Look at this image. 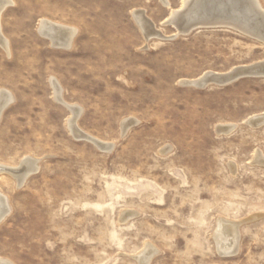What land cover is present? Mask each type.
I'll return each mask as SVG.
<instances>
[{
  "label": "rangeland",
  "instance_id": "rangeland-1",
  "mask_svg": "<svg viewBox=\"0 0 264 264\" xmlns=\"http://www.w3.org/2000/svg\"><path fill=\"white\" fill-rule=\"evenodd\" d=\"M13 2L0 19V91L14 97L0 117V261L264 264V124H247L264 114V78L182 85L264 63V40L224 26L173 39L182 0ZM135 11L166 39H148ZM44 20L77 29L68 49ZM65 104L105 149L70 132ZM220 221L239 234L233 255L218 253Z\"/></svg>",
  "mask_w": 264,
  "mask_h": 264
},
{
  "label": "bare ground",
  "instance_id": "bare-ground-1",
  "mask_svg": "<svg viewBox=\"0 0 264 264\" xmlns=\"http://www.w3.org/2000/svg\"><path fill=\"white\" fill-rule=\"evenodd\" d=\"M251 1L253 3V5L249 4L251 7L254 6L256 8L261 9V6H260L258 0H251ZM234 2H235V0L234 1L231 0L232 4ZM13 4H14L13 0H0V19H1V15H2L3 11L8 6L13 5ZM213 5H215L214 0H182L181 7L179 9L173 10L171 12V16L165 21V24H167V22H169L171 18H172V21L175 22V19H176L175 16H176L177 12H179L180 10L186 9L187 6H188V11L185 14H186V18L187 19L189 18V20H185V21L179 20V21L182 22V26L187 24V23H189L190 21H195L196 20V21H199V22L203 23L205 20L206 21L207 20H211L210 18H212V17H210V18L207 17L205 19H202V17H203L202 14H205V13L207 14V11L210 10V7H213ZM249 5H248V7L250 8ZM248 7H247V9H248ZM133 15H134L133 18L135 19V21L139 25L140 29L143 31L142 33H144L148 39H150L152 37H154V38L157 37L159 39H166V37H164L162 34H160L159 31L154 29V27L152 26L150 21L147 20L144 17V14H143L142 11H135L133 13ZM257 15L258 14H255V16H257ZM257 18L255 17V19H257L256 23L260 27L261 24L264 23V21H262V19L260 17H258V16H257ZM244 20L248 21V20L244 19L243 17L237 16V14H235L233 11H231L230 13H227L226 16H223V17L216 16V18L214 19V21H218L220 23H234V24H240V25L243 24ZM179 24H180V22H179ZM246 26H248V25H246ZM228 28H230V27H228ZM0 30H1V26H0ZM177 32L178 33L174 37H177L179 35L178 28H177ZM40 34L42 36H44L45 38L49 39L52 45H54L56 47H58V46L59 47H65V48L68 49L73 43V40H74V38H75V36L77 34V29L74 28V27L62 26L60 24H56V23H53L51 21H48V20L45 21L44 20V21L41 22ZM0 44L4 47V49L7 52H9L8 42L6 41V39L2 38L1 32H0ZM241 68H245V67L235 68L232 71H230L228 73H225V74L208 72V73L204 74L198 80H200L202 78L206 79V77L209 74H219L220 76H222V75L226 76V75H229L231 73H234L235 70L237 71L238 69H241ZM198 80H195V81H198ZM187 82H194V81L186 80V81H183L182 83L185 84ZM54 87H55L54 89H55L56 98L58 100H60V102H61V96H60L61 95V93H60L61 90H60V88H59L57 83L54 85ZM59 90H60V92H59ZM13 101H14V97H13V95L10 92H8V91H0V117L2 115V112ZM65 106L70 110V112L72 114L71 118L68 121L69 122L68 123L69 124L68 127H69L70 132L78 139L86 138L89 141L93 142L99 148L105 149L107 146L104 143H102L99 140H96V139H93V138L87 136V134H85L84 132L80 131V129L78 128L77 121H78V119L80 118V116L82 114V109L77 107V106H73V105H66L65 104ZM250 121H254V123L252 124V127L254 125L255 126L256 125H260V124L264 123V114L263 115L254 116V117H252L250 119ZM129 126H130V123L126 124V126L124 128L125 129L124 131H126V129ZM233 129H234V126H225V127H221L220 131L229 133ZM256 162H258V163L262 162L263 163L264 159L262 157H258ZM5 167L3 168L2 166H0V168H2V170L3 169L5 170ZM35 167H37V166L35 165ZM35 167H33V169ZM2 170H0V172ZM35 171H36V169H35ZM29 174L30 173H28L27 175H29ZM21 176H23V175L20 174V177ZM9 212H10V207L8 205V201L0 192V223L6 218V216L9 214ZM126 215H128V214H126ZM217 226L218 227L216 228V232L214 234V240L216 242L218 253L221 254L222 256H230V255L235 254L238 251V249H239L238 245H239V240H240L239 239V234H238L236 228L234 227L235 225L234 224L231 225L227 221H220ZM153 253L154 252H151V251L147 252L142 258V263L143 264H149V262H150V260H151V258L153 256ZM0 264H10V263H8L6 261L5 262L4 261H0Z\"/></svg>",
  "mask_w": 264,
  "mask_h": 264
},
{
  "label": "water",
  "instance_id": "water-1",
  "mask_svg": "<svg viewBox=\"0 0 264 264\" xmlns=\"http://www.w3.org/2000/svg\"><path fill=\"white\" fill-rule=\"evenodd\" d=\"M214 2H215V5H213V7H210V10L207 11V14L206 13L202 14L203 15L202 19H205L207 17L209 18L212 17L210 18L211 20H207V21L205 20L203 23L196 21V20L190 21L189 23L182 26V22L179 20H183V21L189 20V18L188 19L186 18V14H185L188 11V6H187L186 9H183L177 12L175 16L176 17L175 22L172 21V18H171L170 21L167 22L166 25H170V26H174L178 28L179 35H182V36L189 35L198 29L219 28V27L224 26V27H230L234 30H239L259 40H264V35H262L264 32V27L263 26L259 27L256 23L257 22L256 20L258 19L257 16L260 17L262 21H264V12L261 9L256 8L254 6L251 7L249 5V4L253 5L251 0H235L233 4L231 3V0H214ZM248 5L250 6V8L248 7ZM231 11L237 14V16L243 17L244 19L248 21L244 20L243 24L241 23L242 25L234 24V23H220L218 21H214L216 16L223 17V16H226V14L230 13ZM255 14H258V15L255 16ZM255 17L257 19H255ZM178 21L180 22L181 25L179 24ZM175 38L176 37H173V39ZM244 78H264V63L254 65L251 67L241 68V69H238L237 71L235 70L234 73H231L226 76H223V75L220 76L219 74H209L206 77V79L202 78L198 81L187 82L182 85L187 86V87H194L198 89H205L210 85L223 87V86H228ZM253 123L254 121H250V120L247 122V124L250 126H252ZM260 125H256V126L254 125L253 127H257ZM101 150H103V148ZM24 169L25 168L21 167L18 170H9V171L13 172L14 174H17L23 171ZM0 170H2V168H0Z\"/></svg>",
  "mask_w": 264,
  "mask_h": 264
}]
</instances>
